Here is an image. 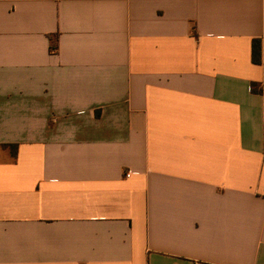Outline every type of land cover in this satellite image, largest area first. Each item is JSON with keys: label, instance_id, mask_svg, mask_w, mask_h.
Listing matches in <instances>:
<instances>
[{"label": "crops", "instance_id": "crops-1", "mask_svg": "<svg viewBox=\"0 0 264 264\" xmlns=\"http://www.w3.org/2000/svg\"><path fill=\"white\" fill-rule=\"evenodd\" d=\"M0 264H264V0H0Z\"/></svg>", "mask_w": 264, "mask_h": 264}, {"label": "trees", "instance_id": "trees-1", "mask_svg": "<svg viewBox=\"0 0 264 264\" xmlns=\"http://www.w3.org/2000/svg\"><path fill=\"white\" fill-rule=\"evenodd\" d=\"M53 48L57 49V46H54ZM253 61L255 63H261L262 62V41H261V39H254L253 40ZM5 146H11L13 148L14 152L17 151V144L5 145Z\"/></svg>", "mask_w": 264, "mask_h": 264}, {"label": "built area", "instance_id": "built-area-1", "mask_svg": "<svg viewBox=\"0 0 264 264\" xmlns=\"http://www.w3.org/2000/svg\"><path fill=\"white\" fill-rule=\"evenodd\" d=\"M130 175V173H127V176H129Z\"/></svg>", "mask_w": 264, "mask_h": 264}]
</instances>
